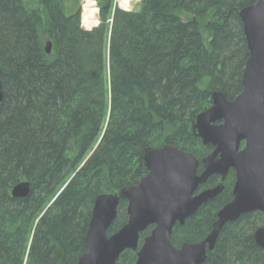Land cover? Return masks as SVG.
<instances>
[{
    "label": "trees",
    "instance_id": "obj_1",
    "mask_svg": "<svg viewBox=\"0 0 264 264\" xmlns=\"http://www.w3.org/2000/svg\"><path fill=\"white\" fill-rule=\"evenodd\" d=\"M82 0H0V264H77L94 204L137 186L145 150L168 144L203 160L214 151L192 131L212 107L243 91L250 57L240 13L258 0H143L138 12L98 0L100 25L81 26ZM52 51L47 54V43ZM23 182L30 196L16 199ZM211 177L199 192L221 184ZM236 173L171 242L205 240L233 199ZM127 202L108 232L127 222ZM264 214L221 230L203 264H264L254 239ZM137 251L116 264H136Z\"/></svg>",
    "mask_w": 264,
    "mask_h": 264
},
{
    "label": "water",
    "instance_id": "obj_2",
    "mask_svg": "<svg viewBox=\"0 0 264 264\" xmlns=\"http://www.w3.org/2000/svg\"><path fill=\"white\" fill-rule=\"evenodd\" d=\"M240 18L250 52L243 91L233 101L225 93H213L212 107L192 122V131L203 145L214 148L202 162L203 172L198 174L200 163L193 154L175 145L145 150L141 167L147 171L146 177L137 186L96 199L77 264H116L125 251L139 249L140 235L151 227L136 264H203L227 223L253 212L264 214V0L242 10ZM51 51L48 42L46 52ZM2 101L0 71V104ZM231 170L236 173L233 199L218 213L211 233L200 243L177 249L171 242L174 227L219 196ZM213 176H219L222 183L197 193ZM30 192V183L23 182L13 188L12 195L26 199ZM121 201L128 204V222L108 236ZM254 239L264 249V226Z\"/></svg>",
    "mask_w": 264,
    "mask_h": 264
},
{
    "label": "bare ground",
    "instance_id": "obj_3",
    "mask_svg": "<svg viewBox=\"0 0 264 264\" xmlns=\"http://www.w3.org/2000/svg\"><path fill=\"white\" fill-rule=\"evenodd\" d=\"M134 0H120V4L125 9H129L131 7V3ZM139 1V0H138ZM95 0H86L85 3V19L91 25H97V20L95 18V14L97 13V8L95 7Z\"/></svg>",
    "mask_w": 264,
    "mask_h": 264
},
{
    "label": "rangeland",
    "instance_id": "obj_4",
    "mask_svg": "<svg viewBox=\"0 0 264 264\" xmlns=\"http://www.w3.org/2000/svg\"><path fill=\"white\" fill-rule=\"evenodd\" d=\"M143 0H134L132 3H131V7L128 9L130 12H138L139 9H140V5H141V2ZM114 4L119 7L120 6V0H114ZM119 5V6H118ZM121 7V6H120ZM122 8V7H121ZM97 19H98V15H97Z\"/></svg>",
    "mask_w": 264,
    "mask_h": 264
},
{
    "label": "built area",
    "instance_id": "obj_5",
    "mask_svg": "<svg viewBox=\"0 0 264 264\" xmlns=\"http://www.w3.org/2000/svg\"><path fill=\"white\" fill-rule=\"evenodd\" d=\"M85 3H86V0H84V7H85ZM95 3V7L97 6L96 5V2H94ZM119 6V5H118ZM120 6H121V4H120ZM119 6V7H120ZM122 7V6H121ZM120 7V8H121ZM97 8V7H96ZM123 9H125L124 7H122ZM125 10H128V9H125ZM84 11H85V8H84ZM97 14V13H96ZM85 15V14H84ZM95 18H96V15H95ZM83 24H84V26L87 28V29H92L93 27H95L94 25H91L89 22H87L86 21V19H85V16H84V20H83Z\"/></svg>",
    "mask_w": 264,
    "mask_h": 264
},
{
    "label": "flooded vegetation",
    "instance_id": "obj_6",
    "mask_svg": "<svg viewBox=\"0 0 264 264\" xmlns=\"http://www.w3.org/2000/svg\"><path fill=\"white\" fill-rule=\"evenodd\" d=\"M243 147H244V145H243ZM221 179V178H220ZM222 183V182H221ZM224 183V182H223ZM200 188V187H199ZM224 189H225V187H224ZM234 189V188H233ZM201 192H203V191H201ZM197 193H199V189H198V191H197Z\"/></svg>",
    "mask_w": 264,
    "mask_h": 264
}]
</instances>
